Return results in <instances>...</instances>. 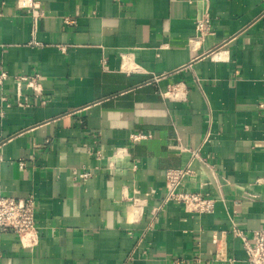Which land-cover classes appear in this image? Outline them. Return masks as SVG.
<instances>
[{"label":"crops","instance_id":"1","mask_svg":"<svg viewBox=\"0 0 264 264\" xmlns=\"http://www.w3.org/2000/svg\"><path fill=\"white\" fill-rule=\"evenodd\" d=\"M28 1L0 0V195L34 198L38 243L3 233L0 264H248L232 228L264 226V0ZM188 163L209 214L163 203Z\"/></svg>","mask_w":264,"mask_h":264},{"label":"built area","instance_id":"2","mask_svg":"<svg viewBox=\"0 0 264 264\" xmlns=\"http://www.w3.org/2000/svg\"><path fill=\"white\" fill-rule=\"evenodd\" d=\"M33 6L30 0L25 4ZM207 20L201 18L195 22L196 34L202 36L207 31ZM7 72L0 66V86L7 79ZM24 75H13L12 80L16 84V93L19 96L22 93V85L33 90L38 94L37 78ZM167 97H177L174 86L168 88L163 93ZM4 98H2L3 100ZM150 137L147 133L132 132L128 135V147H132L137 142ZM124 150V149H122ZM99 155V152H96ZM196 153L192 152V158ZM116 157V156H115ZM119 155H117V158ZM115 165V160L110 162V166ZM190 163L183 168L168 169L165 172V195L163 203L174 202L183 206L184 210L195 214H209L213 212L215 198L202 192H187L182 189L184 179L192 175ZM89 172L82 173V177H88ZM35 200L31 195L22 198L0 195V236L3 233L15 234L18 238L21 248L34 247L38 243V231L35 224ZM233 234L239 238L248 264H264V226L253 232L251 238H248L243 230L233 226ZM215 259L228 260L220 251L215 253Z\"/></svg>","mask_w":264,"mask_h":264}]
</instances>
